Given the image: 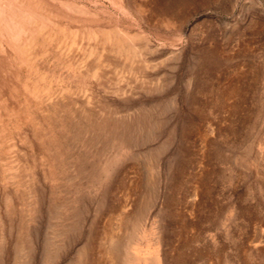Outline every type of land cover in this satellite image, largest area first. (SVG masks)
<instances>
[{"label": "rangeland", "instance_id": "obj_1", "mask_svg": "<svg viewBox=\"0 0 264 264\" xmlns=\"http://www.w3.org/2000/svg\"><path fill=\"white\" fill-rule=\"evenodd\" d=\"M0 10V264H264V0Z\"/></svg>", "mask_w": 264, "mask_h": 264}, {"label": "bare ground", "instance_id": "obj_2", "mask_svg": "<svg viewBox=\"0 0 264 264\" xmlns=\"http://www.w3.org/2000/svg\"><path fill=\"white\" fill-rule=\"evenodd\" d=\"M3 13L0 10V18L2 17ZM29 21V20H28ZM27 22V21H26ZM0 24H3L4 26H6V28H10V27H17L18 24H16L15 22H12L11 20H7V19H0Z\"/></svg>", "mask_w": 264, "mask_h": 264}]
</instances>
